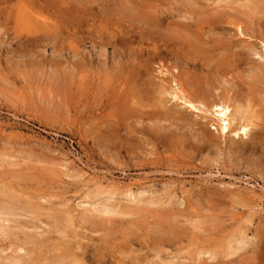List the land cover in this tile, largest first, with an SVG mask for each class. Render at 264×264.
Wrapping results in <instances>:
<instances>
[{"label":"rangeland","instance_id":"obj_1","mask_svg":"<svg viewBox=\"0 0 264 264\" xmlns=\"http://www.w3.org/2000/svg\"><path fill=\"white\" fill-rule=\"evenodd\" d=\"M116 1L120 0H0V212L9 226L7 230L1 225L0 264H14L24 256L35 264H264V164L256 163V157L231 153L233 141L241 145L250 139L218 133L215 122L174 100L170 89L176 87L172 74L180 75L194 97L204 90V95L216 98L226 93L261 98V86L248 71L227 66L217 71L215 64L185 68L174 58L167 63L174 64L172 70L153 60L137 70L132 67L137 55L129 52L136 50V42L128 53L122 47L116 52L117 45L108 43L114 40L110 41L112 30L117 34L123 26L136 27L122 13L132 5L122 0L118 6ZM141 1L137 3L142 6ZM149 1L145 4L154 7L160 3ZM163 1L177 12L188 10L187 17L194 20L216 14L240 16L239 1ZM115 19L121 21L119 30ZM100 37L105 44L97 40ZM144 90L149 97L141 96ZM158 112L178 113L167 121H153ZM203 124L211 133L210 143L197 135ZM106 196L114 197L108 203L115 212L87 210L88 201L106 202ZM151 200H157L156 205ZM243 236L250 243L235 252Z\"/></svg>","mask_w":264,"mask_h":264},{"label":"bare ground","instance_id":"obj_2","mask_svg":"<svg viewBox=\"0 0 264 264\" xmlns=\"http://www.w3.org/2000/svg\"><path fill=\"white\" fill-rule=\"evenodd\" d=\"M96 1V0H95ZM122 0L118 1L119 4H117L118 6L121 5L122 3H120ZM128 4L130 3L132 5V8L130 6L131 10H127L124 7L125 10H121L122 13L127 14L126 17L130 20H132L134 22V24L136 25V27H133V30H130L128 26H123V28H121L120 32H118L117 34H115V32H113V30L111 31L112 33H114L112 35V37L110 38V41L112 39L111 42H107L109 44L113 43L114 45H117L116 47V52L118 51V47H122L123 50L125 51V53L127 51V49H131V47L133 46V44L136 42L137 45L134 44V46L136 47V50L132 49L129 50V52L134 51L133 54L137 55V58H132V60L135 61V63L133 62V66L132 67H137L136 69L140 70V68H145L146 66H150L149 61L153 60V62L157 61V65H160L161 68L164 69H168L170 67H174V64H171V66H168V60H171L172 58H174V60L176 61V64H179L177 66H184L185 68H189V67H202L204 68L205 66H211V64H215L216 68L214 67L215 70L218 71V69H220L222 66H227L230 67V69H232L233 71L235 70H243V71H248L250 73V77L251 79L254 81V83L256 84V86L259 84L261 86V88L257 91L261 94V98H264V0H230V1H239L241 2L240 5V11H239V15L238 13H234L236 14L234 15H227L225 13V16H217V14L213 17H200V19H196L194 20V18L191 17H187L186 14H190L188 10H186L184 12V14L182 12H177V7L176 9L171 8L170 6H168V2L166 3L163 0H159L160 3H158V5H156V7L152 6V5H146V3L149 0H144V2L141 4L137 3L136 0H127ZM143 1V0H142ZM141 1V2H142ZM156 1V0H155ZM171 1V0H169ZM176 1V0H174ZM191 1V0H190ZM201 1V0H200ZM204 1V0H203ZM214 1H218V2H226L228 0H214ZM116 1V3H118ZM124 2V1H123ZM136 2V3H135ZM150 2V1H149ZM165 2V3H164ZM194 1L192 0V3ZM212 2V0L210 1ZM236 2V3H237ZM238 2V3H239ZM99 3V2H98ZM151 3V2H150ZM174 3V2H173ZM203 3V2H202ZM227 3V2H226ZM126 4V3H124ZM126 4V5H128ZM167 6H164L166 5ZM185 4V3H184ZM188 4V3H187ZM194 4V3H193ZM196 4V3H195ZM204 4V3H203ZM213 4V3H212ZM212 4H207V5H212ZM221 4V3H220ZM230 4V3H229ZM229 4L227 5V8L229 9L230 6ZM197 5V4H196ZM223 5V4H222ZM225 5V4H224ZM234 5V4H233ZM129 6V5H128ZM192 6V5H191ZM204 6V5H203ZM217 6V5H215ZM138 7H141L140 9H138ZM195 7V5H194ZM210 7V6H208ZM207 9L209 10L210 8ZM225 7V6H223ZM215 9V7H212ZM105 9V8H104ZM129 9V8H128ZM146 9V11L144 10ZM181 9V8H180ZM206 9V10H207ZM213 9V10H214ZM220 9V8H219ZM223 9V8H221ZM232 9V8H230ZM238 9V8H237ZM79 10V9H78ZM101 10V9H100ZM198 10V9H197ZM235 10V9H234ZM233 10V11H234ZM29 11V10H27ZM87 11V10H86ZM196 11V10H195ZM217 11V10H216ZM223 11V10H221ZM221 11L219 13H221ZM224 11H226V9L224 8ZM237 11V10H236ZM82 12V11H81ZM120 11H118L119 13ZM204 12V11H203ZM210 12V11H209ZM28 13V12H27ZM211 13V12H210ZM231 13V12H230ZM117 14V13H116ZM194 14V13H193ZM196 14H198L196 12ZM199 14H200V10H199ZM233 14V13H232ZM34 15V14H33ZM58 15V14H57ZM106 15V14H105ZM124 15V14H123ZM195 15V14H194ZM206 15V13H205ZM26 16V15H25ZM101 16V14H100ZM122 16V15H121ZM125 16V15H124ZM242 16V17H241ZM29 17V16H28ZM32 17V16H30ZM39 17V16H38ZM60 18V16H58ZM114 17V16H113ZM123 17V16H122ZM117 18V17H116ZM119 18V16H118ZM117 18V19H118ZM125 17H123L124 19ZM28 19V18H27ZM83 19V18H82ZM89 19V18H88ZM87 19V20H88ZM109 19V18H108ZM26 20V19H25ZM32 20V18H31ZM95 20V19H94ZM116 20V19H115ZM114 20V21H115ZM119 20V19H118ZM122 20V19H121ZM126 20V18L124 19ZM128 20V19H127ZM27 21V20H26ZM84 21V20H83ZM113 20L111 21L114 22ZM129 21V20H128ZM108 22V21H107ZM105 22V23H107ZM110 22V21H109ZM108 22V23H109ZM120 22L121 21H117L115 22V25L118 27L117 30L120 29ZM139 23V24H136ZM33 23V20L32 22ZM35 23V22H34ZM82 23V22H81ZM124 23V22H123ZM121 24L125 25V24ZM127 23V22H125ZM27 24V22L25 23ZM110 26V24H108ZM114 26V24H112ZM111 25V27H112ZM31 26V25H30ZM231 26V27H228ZM32 27V26H31ZM109 28V27H108ZM107 28V30H108ZM136 28L138 29L137 31ZM208 28H210V30H207ZM76 29V28H75ZM74 29V31H76ZM132 29V28H131ZM98 30V29H97ZM116 31V30H114ZM232 31L234 34H232ZM79 31H77L78 33ZM101 33V32H100ZM106 33V32H105ZM109 33V32H108ZM107 33V34H108ZM218 34V35H217ZM106 35V34H105ZM104 35V36H105ZM103 36V35H101ZM107 36V35H106ZM245 38H250V39H255L254 42H250L251 40H245ZM88 37V36H87ZM90 37V36H89ZM234 37L237 39H234ZM102 37L98 38L97 40L101 39ZM244 38V39H243ZM102 40H104L102 38ZM83 41V40H82ZM104 42V43H103ZM102 42V45L105 44V40ZM241 43H246L245 46L240 45ZM95 44V43H94ZM107 45V43H106ZM105 45V46H106ZM99 46V45H98ZM112 47V45H111ZM107 48V47H105ZM121 48V49H122ZM112 49V48H111ZM122 50V52H123ZM120 52V54L122 53ZM115 53V52H114ZM124 53V52H123ZM132 54V55H133ZM78 55V54H77ZM122 55V54H121ZM124 55V54H123ZM131 55V56H132ZM138 56H141V60L138 59ZM77 57V56H76ZM113 57V56H112ZM119 57V56H118ZM127 57V55H126ZM143 57V59H142ZM144 57H147L146 59H144ZM75 58V57H74ZM117 60V59H116ZM79 61V60H78ZM118 61V60H117ZM119 61L120 57H119ZM125 61V60H124ZM129 60H127L128 62ZM82 62V61H81ZM126 62V63H127ZM152 62V64H153ZM125 63V65H126ZM171 63V62H170ZM113 64V63H112ZM121 64V63H120ZM123 64V63H122ZM132 64V63H129ZM149 64V65H148ZM77 65V64H76ZM135 65V66H134ZM155 65V64H154ZM155 65V66H157ZM117 66V65H115ZM146 67V68H147ZM158 67V66H157ZM155 68V67H154ZM159 68V67H158ZM157 68V69H158ZM212 68V66H211ZM118 69V68H117ZM131 69V68H130ZM135 69V68H134ZM156 69V68H155ZM171 70L173 68H170ZM209 69V68H207ZM229 69V68H228ZM227 69V70H228ZM132 70V69H131ZM160 70V69H159ZM213 70V69H212ZM222 70V69H221ZM144 71V70H143ZM175 71V70H174ZM173 71V73H174ZM179 71V70H178ZM214 71V70H213ZM225 71V70H224ZM229 71V70H228ZM120 72V71H119ZM118 72V73H119ZM168 72V71H167ZM220 72V71H219ZM218 72V73H219ZM226 72V71H225ZM231 72V70L229 71ZM228 72V73H229ZM237 72V71H235ZM145 73V72H144ZM143 73V74H144ZM150 73V72H149ZM169 73V72H168ZM240 73V72H239ZM165 74V73H164ZM162 74V75H164ZM210 74V73H209ZM224 74V73H223ZM243 74V72H242ZM129 75V74H128ZM134 75V74H133ZM173 80L172 82L174 83V85L176 86L175 88H170L172 89V93L171 96L174 100L176 101H181L183 104L187 105L189 108H191L192 110L195 111H200L202 112L204 115H202L205 119H211L212 123L215 122L216 126L213 129H216L218 131V133L220 132L223 136H227V135H231L232 137L239 139L240 137L244 138H249L251 143L246 144V143H241V145H239L236 141H233V145L230 147L231 149V153H235V155H245L248 157H256L254 159H257V162L260 161V163L264 164V108H262L263 103H262V99L259 98L258 96H253L251 95V98L247 97L244 98L245 96L239 97L242 99H239L238 97H233L226 94H220L221 96H218L219 98H216V96L214 97H209L207 95L203 94V91H200L199 94L194 97L193 95H191L187 89L185 88V85L183 83L182 78L180 77L179 74H172ZM212 75V74H211ZM222 75V74H220ZM227 75V73L225 74V76ZM230 75V74H229ZM240 75V74H239ZM246 76V74H243V76ZM120 76V75H119ZM217 76V75H216ZM244 76V77H245ZM123 77V76H122ZM134 77V76H133ZM140 77V76H138ZM144 77V76H143ZM166 77V75H165ZM212 77V76H211ZM214 77V76H213ZM213 77L211 78V80L213 79ZM224 77V76H223ZM222 77V78H223ZM227 77V76H226ZM249 77V76H248ZM119 78V77H118ZM155 78V77H154ZM195 78V77H194ZM210 78V77H209ZM225 78V77H224ZM125 79V78H123ZM164 79V78H163ZM170 79H172L170 77ZM162 80V79H161ZM191 80V79H190ZM194 80V79H193ZM214 81L217 79H213ZM221 80V79H220ZM113 81V80H112ZM120 81V80H119ZM125 81V80H124ZM123 81V83H124ZM136 81V80H135ZM164 80H162L163 83ZM170 81V80H168ZM204 81V80H203ZM207 81V80H206ZM219 81V78L218 80ZM209 82V80H208ZM227 82V81H224ZM159 83V82H158ZM157 83V84H158ZM171 83V81H170ZM211 83V82H210ZM212 84V83H211ZM110 85V84H109ZM156 85V83H155ZM168 85V84H167ZM172 85V86H174ZM117 86V85H116ZM123 86V84H122ZM161 87H164L162 84L160 85ZM169 86V85H168ZM254 86V85H253ZM127 87V86H126ZM150 87L151 83H150ZM255 87V86H254ZM132 88V87H131ZM146 88V87H145ZM153 88V87H152ZM117 89V88H116ZM115 89V90H116ZM151 89V88H150ZM257 89V88H256ZM114 90V89H113ZM156 90V88L154 89ZM163 90V88H162ZM126 91V90H125ZM132 91V90H131ZM150 91V90H149ZM171 91V90H170ZM251 91V90H250ZM134 92V91H133ZM153 92V91H152ZM155 92V91H154ZM153 92V93H154ZM161 92V91H160ZM159 92V93H160ZM163 92H166L165 90H163ZM226 92V91H225ZM252 92V91H251ZM136 93V92H135ZM148 92L144 90V92H142L143 95L141 96H148L149 94H147ZM151 93V92H150ZM158 93V92H157ZM168 93V92H167ZM78 94V93H77ZM129 94V93H128ZM155 94V93H154ZM161 94V93H160ZM206 94V93H205ZM211 94V93H210ZM136 95V94H135ZM139 95V94H137ZM159 95V94H158ZM163 95V94H162ZM170 95V94H169ZM243 95V94H242ZM124 96V95H123ZM140 96V98H141ZM156 96V95H155ZM212 96V94H211ZM139 99V98H138ZM143 99V98H142ZM148 99V98H147ZM140 101V99H139ZM160 101V100H159ZM161 102V101H160ZM159 102V103H160ZM264 102V101H263ZM136 103V102H135ZM142 103V102H140ZM196 103L200 104V106H202V109L199 108ZM143 105V104H142ZM156 105L158 107V103L156 102ZM130 106V105H129ZM134 106V105H133ZM161 108V107H160ZM257 108V110L255 109ZM168 113V112H167ZM170 113V112H169ZM178 112L175 113H170V114H164L163 115L161 112L156 113L155 115H152V120L155 121L156 119L158 120V122H162V121H167L169 118H172L171 116L175 115ZM148 115V114H147ZM120 117V115H118ZM199 116V115H198ZM123 117V116H122ZM109 118V117H108ZM150 121V120H149ZM152 121V122H153ZM157 122V121H156ZM157 122V123H158ZM179 122V121H178ZM186 122V121H185ZM139 123V122H138ZM143 123V122H142ZM208 123V122H207ZM206 123V125H207ZM210 123V122H209ZM215 123H213V125H215ZM106 123V126H109V124ZM112 124V123H111ZM168 125V123H166ZM159 125V124H158ZM161 125V124H160ZM205 125V126H206ZM203 125H199V128L197 129V135L200 139H203L204 141H207L206 143H210L212 141V136L211 133L206 129V127ZM156 127V126H154ZM158 127V126H157ZM170 127V126H169ZM162 129V128H161ZM158 130V129H157ZM163 130V129H162ZM193 130V129H192ZM106 132V131H105ZM124 132V131H123ZM193 132V131H192ZM104 133V132H103ZM159 133V132H158ZM109 134V133H108ZM107 135V134H106ZM221 136V135H220ZM113 137V136H112ZM191 137V136H190ZM197 137V136H196ZM247 138V139H248ZM111 139V138H110ZM230 141V140H229ZM244 142V141H242ZM197 143V142H196ZM195 143V144H196ZM205 143V144H206ZM193 145V144H192ZM198 146V145H197ZM196 147V146H195ZM213 147V146H210ZM219 147V146H218ZM217 147V148H218ZM221 147V146H220ZM213 149V148H212ZM195 150V149H194ZM216 150V149H215ZM218 151V150H216ZM215 151V152H216ZM226 154V153H225ZM2 156V155H1ZM4 156V154H3ZM214 156V155H213ZM207 157V156H206ZM211 157V156H210ZM217 157V156H216ZM219 157V156H218ZM221 157V156H220ZM240 157V156H239ZM13 158V157H12ZM16 158V156H15ZM231 158V157H230ZM229 158V159H230ZM238 159V158H237ZM250 159V158H249ZM1 160V159H0ZM4 160V159H3ZM7 161V160H6ZM22 161V160H21ZM1 162V161H0ZM8 163V162H7ZM4 164V165H7ZM10 163V162H9ZM37 163V162H36ZM3 164V162H2ZM11 164V163H10ZM8 164V166L10 165ZM259 164V163H258ZM256 164V165H258ZM1 165V164H0ZM3 165V166H4ZM64 165V164H63ZM261 165V164H260ZM61 167V166H60ZM256 167V166H255ZM64 169V168H63ZM68 169V168H66ZM264 170V169H263ZM71 171V170H69ZM69 173V172H67ZM70 175V174H69ZM67 176V174H66ZM73 176V175H72ZM76 177V176H75ZM95 187V186H94ZM99 187V186H98ZM4 190V189H3ZM11 191V190H10ZM9 191V192H10ZM108 191V190H107ZM113 191V190H112ZM142 191V190H141ZM2 192V191H1ZM130 192V191H129ZM133 192V191H132ZM147 192V191H146ZM99 193H105V192H100ZM135 193V192H133ZM143 192H140V195H143ZM4 194V193H3ZM95 194V193H94ZM136 194V193H135ZM116 195V194H115ZM139 195V196H140ZM23 196V195H22ZM109 196V195H108ZM132 194L128 193V198L131 197ZM4 197V196H3ZM107 197V196H106ZM141 197V196H140ZM139 197V199H140ZM23 198V197H22ZM26 197H24L25 199ZM40 198V197H39ZM49 198V197H48ZM111 196L110 198L107 197L106 198V202H102V201H97V202H91L88 201L90 203H88V207L87 210L89 209L91 212H96V213H113L115 212L114 210V206L109 205V201H111ZM114 198V197H113ZM112 198V199H113ZM133 198V197H132ZM142 198V197H141ZM152 198V197H151ZM154 198V197H153ZM179 198V197H178ZM21 199V198H20ZM82 199V198H81ZM84 199V198H83ZM124 199V203H125V199ZM135 199V197H134ZM183 199V198H182ZM12 200V199H11ZM15 200V199H14ZM13 200V201H14ZM19 200V198H18ZM114 200V199H113ZM112 200V201H113ZM122 200V197H121ZM142 200V199H140ZM146 200V199H145ZM16 201V200H15ZM27 201V200H26ZM82 201V200H81ZM115 201V200H114ZM148 201V200H147ZM154 201V200H151ZM157 200L154 201V204L156 205ZM159 201V200H158ZM181 201V200H180ZM183 201V200H182ZM28 202V201H27ZM109 202V203H108ZM126 202H128L126 200ZM131 202V201H129ZM160 202V201H159ZM178 202V201H177ZM2 203V202H1ZM10 203V202H9ZM81 203V202H80ZM134 203V202H133ZM140 203V201L138 202ZM87 204V203H86ZM128 204V203H127ZM144 204V203H142ZM162 204V203H160ZM183 205V203H181ZM24 205V204H23ZM117 205V204H116ZM126 205V204H125ZM132 205V204H131ZM144 205H148V204H144ZM159 205V204H158ZM157 205V206H158ZM163 205V204H162ZM80 206V205H79ZM87 206V205H85ZM134 206V205H133ZM133 206L131 207V210L133 208ZM136 206V204H135ZM170 206V204H169ZM207 206V205H206ZM215 206V205H214ZM13 205L11 204V209ZM127 207V206H126ZM151 207V206H150ZM8 208V207H5ZM216 208V207H215ZM4 209V208H3ZM67 209V208H66ZM127 209V208H126ZM125 209V210H126ZM144 209V208H142ZM164 209V208H163ZM2 210V208H1ZM0 210V211H1ZM5 210V209H4ZM3 210V211H4ZM21 210V209H20ZM86 210V209H85ZM121 210V208H120ZM135 210V208H134ZM205 210V209H204ZM9 213L8 209L5 210V213L7 212ZM33 211V210H32ZM37 211V210H35ZM34 211V212H35ZM47 211V210H46ZM118 211V210H117ZM124 211V209H123ZM122 211V212H123ZM129 211V210H128ZM215 211V210H214ZM85 212V211H84ZM87 212V211H86ZM121 214H120V213ZM118 213L120 214V216L122 215V212L119 211ZM126 212V211H125ZM132 212V211H131ZM136 212V210H135ZM172 212V211H171ZM209 212V211H208ZM4 213V212H3ZM3 213L0 212V220L4 222V217L1 218V216H3ZM7 213V214H8ZM12 213H14L12 211ZM76 213V212H75ZM82 213V212H81ZM129 213V212H128ZM127 213V214H128ZM37 214V213H36ZM64 214V211H63ZM85 214V213H84ZM83 214V215H84ZM134 214V212H133ZM138 214V213H137ZM19 214H16V216ZM39 215V214H38ZM65 215V214H64ZM116 215V214H115ZM126 215V214H124ZM21 215H19L20 218ZM34 216V215H33ZM37 216V215H35ZM107 216V215H106ZM10 217V216H9ZM8 217V218H9ZM72 217V215H71ZM93 217V216H92ZM129 217V216H128ZM79 218V217H78ZM95 218V217H94ZM93 218V219H94ZM98 218V217H97ZM212 218V217H211ZM182 219V218H181ZM199 219V218H198ZM7 220V219H5ZM11 220V219H10ZM13 220V219H12ZM11 220V221H12ZM59 220V219H58ZM61 220V218H60ZM63 220V219H62ZM67 220V218H66ZM82 220V219H81ZM96 220V218H95ZM185 220V219H184ZM196 220V219H194ZM203 220V219H202ZM216 220V219H215ZM9 221V220H8ZM10 221V222H11ZM72 221V220H71ZM193 221V220H192ZM201 221V220H200ZM250 221V220H249ZM90 222V221H89ZM212 223V221H210ZM252 222V221H251ZM5 223V224H4ZM4 223H0V231H3L4 227L6 228V222ZM58 223V222H57ZM66 223V221H65ZM83 223V222H82ZM187 223V222H186ZM196 223V222H195ZM199 223V222H198ZM23 224V223H22ZM25 224V223H24ZM60 224V223H59ZM193 224V223H192ZM202 224V223H201ZM4 227H2V226ZM26 226L28 224H25ZM35 225V224H33ZM92 225V224H91ZM199 225V224H198ZM212 225V224H211ZM59 225H57L58 227ZM129 226V225H128ZM29 227V226H28ZM35 227V226H33ZM40 227V226H37ZM66 227V226H65ZM72 227V226H71ZM9 226L6 228L8 230ZM20 228V227H19ZM2 229V230H1ZM11 229V228H10ZM9 229V230H10ZM22 229V228H21ZM36 229V227L34 228ZM40 229V228H38ZM57 230H60V233L63 231L61 229L56 228ZM6 230V231H7ZM37 230V229H36ZM11 231L13 232V229H11ZM44 231V230H43ZM42 231V232H43ZM11 232V233H12ZM14 233V232H13ZM25 233V232H24ZM40 232H38L39 235ZM45 233V232H44ZM43 233V234H44ZM59 233V232H57ZM65 233V232H64ZM3 234V233H2ZM27 234V233H26ZM9 236V234H6ZM14 235V234H12ZM29 235V234H28ZM32 235V234H31ZM37 235V234H36ZM59 235V234H58ZM64 235V234H63ZM17 236V235H16ZM247 237V235H245ZM27 237V236H26ZM29 237V236H28ZM34 237V236H33ZM245 237V238H246ZM8 237H6L7 240ZM21 238V237H20ZM25 238V236H24ZM36 238H39L38 236H36ZM41 238H43L41 236ZM243 239H239L238 242L236 243L237 247H233L235 248V252H240L239 250L244 249L242 246L245 245H249L247 243H250L248 241L250 240H245L244 236L242 237ZM9 239V238H8ZM33 239V238H32ZM232 239V238H230ZM234 239V238H233ZM264 239V238H263ZM235 240V239H234ZM4 241V240H3ZM2 241V242H3ZM22 242V240H20ZM36 241V240H35ZM34 241V242H35ZM260 241V240H259ZM18 242V240H17ZM25 242V241H23ZM31 242V241H30ZM43 242V241H42ZM4 243V242H3ZM11 243V242H10ZM36 243V242H35ZM41 243V241H40ZM229 243V242H228ZM253 243V242H252ZM37 246L38 247V240H37ZM35 244V245H36ZM42 244V243H41ZM39 244V245H41ZM230 244V243H229ZM233 244V242H232ZM232 244L231 247H232ZM235 245V244H234ZM22 246V245H20ZM30 246V245H29ZM42 246V245H41ZM77 246V245H76ZM28 247V246H27ZM31 247V246H30ZM252 247V246H251ZM259 247V245H258ZM13 247H11L12 249ZM19 248V247H18ZM26 248V247H25ZM45 248V247H44ZM248 248V247H247ZM4 249V248H3ZM24 249V246L23 248ZM34 249V248H33ZM37 249V248H36ZM40 249V246H39ZM230 249V248H229ZM246 249V248H245ZM244 249V250H245ZM257 249V248H256ZM1 250V249H0ZM5 250V249H4ZM78 250V249H77ZM162 250V249H161ZM202 250V249H201ZM243 250V251H244ZM34 251V250H33ZM38 251V249H37ZM143 251V250H142ZM182 251V250H181ZM200 251V250H199ZM199 251H196V254H199ZM204 252V250H202ZM230 251V250H229ZM233 251V252H234ZM43 252V250H42ZM40 251V253H42ZM201 252L200 254L203 255L204 253ZM207 251H205L206 254ZM211 252V250L209 251ZM215 252V251H212ZM211 252V253H212ZM232 252V250L230 251ZM5 253V252H4ZM37 253V252H36ZM130 253V252H129ZM134 253V252H133ZM136 253V252H135ZM226 253V252H224ZM30 254V253H29ZM39 254V253H38ZM204 254V256H205ZM210 254V253H209ZM206 254V255H209ZM216 254V252H215ZM236 254V253H235ZM31 255V254H30ZM33 255V254H32ZM184 255V254H183ZM228 255V254H226ZM10 256V255H9ZM43 255H41L42 257ZM47 256V255H46ZM57 256V255H56ZM216 256V255H215ZM212 256L211 259H214ZM218 256V255H217ZM225 256V255H224ZM234 256V255H233ZM257 256V255H256ZM11 257V256H10ZM16 257V256H15ZM18 257V256H17ZM25 257V256H24ZM24 257L21 258H16L13 262L14 264H20L22 262V264H35L34 261H28L26 260ZM31 257V256H29ZM49 257V256H48ZM185 257V256H183ZM182 257V259H183ZM206 257V256H205ZM210 257V256H208ZM228 257V256H227ZM8 258V256H7ZM6 258V259H7ZM13 258V255H12ZM27 258V257H26ZM34 258V256H33ZM37 258V256H36ZM43 258V257H42ZM45 258V257H44ZM54 258V257H52ZM57 258V257H56ZM60 258V256H59ZM62 258V257H61ZM60 258V259H61ZM64 258V257H63ZM67 258V257H66ZM174 258V257H173ZM179 257H177L178 259ZM187 258V257H185ZM185 258L183 260H185ZM199 258V257H197ZM196 258V259H197ZM201 258V257H200ZM199 258V259H200ZM216 258V257H215ZM220 258V257H217ZM216 258V259H217ZM1 259V258H0ZM32 257L29 259L31 260ZM164 259V258H163ZM182 259L180 258V260L182 261ZM189 259V258H188ZM191 259V258H190ZM222 259V258H220ZM10 260V259H9ZM7 260V261H9ZM35 260V259H34ZM42 260V259H41ZM219 260V259H217ZM223 260V259H222ZM39 261V259H38ZM58 261V260H57ZM68 261V260H67ZM66 261V262H67ZM71 261V260H70ZM156 261V259H155ZM154 261V262H155ZM169 261V260H168ZM173 261H175L173 259ZM186 261V260H185ZM189 261V260H188ZM199 261V260H197ZM212 262V260H209ZM207 261V262H209ZM214 261V260H213ZM49 262V261H48ZM65 262V261H64ZM69 262V261H68ZM73 262V261H72ZM75 262V261H74ZM145 262V261H143ZM146 262H148V260L146 259ZM157 262V261H156ZM155 262V263H156ZM223 263V261H221ZM257 262V261H256ZM259 262V261H258ZM37 263V262H36ZM45 263V262H44ZM85 263V262H83ZM149 263V262H148ZM167 263V262H166ZM171 263V261L169 262ZM168 263V264H169ZM186 263V262H185ZM213 263V262H212ZM242 263V262H241ZM262 263V262H261ZM10 264V263H9ZM38 264V263H37ZM50 264V263H49ZM52 264V263H51ZM59 264V263H58ZM61 264V263H60ZM71 264V263H70ZM79 264V263H78ZM144 264V263H143ZM147 264V263H146ZM165 264V263H163ZM225 264V262H224Z\"/></svg>","mask_w":264,"mask_h":264}]
</instances>
